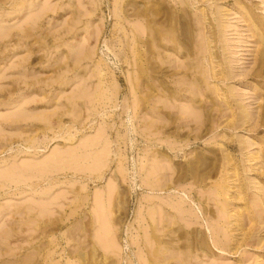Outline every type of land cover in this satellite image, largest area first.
<instances>
[{
  "label": "rangeland",
  "instance_id": "1",
  "mask_svg": "<svg viewBox=\"0 0 264 264\" xmlns=\"http://www.w3.org/2000/svg\"><path fill=\"white\" fill-rule=\"evenodd\" d=\"M180 1L0 0V264H264V0Z\"/></svg>",
  "mask_w": 264,
  "mask_h": 264
},
{
  "label": "bare ground",
  "instance_id": "2",
  "mask_svg": "<svg viewBox=\"0 0 264 264\" xmlns=\"http://www.w3.org/2000/svg\"><path fill=\"white\" fill-rule=\"evenodd\" d=\"M171 1H172V0H171ZM182 1H185V0H182ZM197 1H198V0H197ZM201 1H202V0H201ZM162 2H163V0H162ZM167 2H168V1H167ZM179 2H181V1L179 0ZM185 2H186V1H185ZM199 2H200V1H199ZM164 3H165V2H164ZM168 3H169V2H168ZM187 4H188V2H187ZM179 5H180V4H179ZM182 6H183V5H182ZM192 7H193V6H192ZM182 9H183V8H182ZM184 10H185V9H184ZM201 12H202V11H201ZM149 16H150V15H149ZM196 16H197V15H196ZM203 18H204V17H203ZM199 19H200V18H198V21H200ZM195 20H196V19H195ZM148 23H149V22H148ZM199 23H200V22H199ZM197 24H198V23H197ZM140 25H141V24H140ZM198 25H199V24H198ZM200 25H201V24H200ZM145 28H146V27H145ZM139 29H140V28H139ZM159 29H160V28H159ZM140 30H141V29H140ZM142 30H143V27H142ZM145 30H146V29H145ZM0 32L3 33V31H0ZM167 33H168V32H167ZM138 35H139V34H138ZM143 35H144V34H143ZM170 36H171V35H170ZM139 37H140V36H139ZM140 38H141V37H140ZM140 38H139V39H140ZM153 38H154V36H153ZM151 39H152V38H151ZM206 39H207V38H206ZM164 40H165V39H164ZM159 45H160V44H159ZM198 47H199V46H198ZM204 47H205V46H204ZM199 51H200V50H199ZM202 52H203V51H202ZM156 53H157V52H156ZM200 53H201V52H200ZM211 54H212V53H211ZM201 72H202V71H201ZM215 88H216V86H215ZM216 90H218V89H216ZM136 97H137V96H136ZM143 97H144V96H143ZM25 100H26V99H25ZM193 100H194V99H193ZM202 101H203V100H202ZM22 102H23V101H22ZM205 102H206V101H205ZM205 102L202 103V102L200 101V98H199V99H198V104H199V105H197V104H195V105L199 106V108H200V107H201V108H205V107H206V106H205L206 104H204ZM147 103H148V102H147ZM195 103H197L196 100H195ZM21 105H22V103H21ZM190 105H191V104H190ZM189 107H190V108H188V109H191V108H192V105L189 106ZM193 107H194V106H193ZM195 108H196V107H195ZM240 108H242V107H240ZM242 109H243V108H242ZM194 110H195V109H194ZM197 110H198V109H196V112H197ZM205 110H206V108H205ZM240 110H241V109H240ZM243 110L245 111V108H244ZM133 111H134V110H133ZM199 111H200V110H199ZM208 111H209V110H208ZM164 112H165V111H164ZM164 112H163V113H164ZM201 112H202V111H201ZM205 112H206V111H205ZM240 112H241V111H240ZM245 112H246V111H245ZM134 113H135V112H134ZM187 113H188V112H187ZM194 113H195V111H194ZM242 113H243V112H242ZM21 114H23V113H21ZM196 114H197V113H196ZM196 114H194V115H196ZM243 114H244V113H243ZM246 114H247V112H246ZM246 114H245V116H246ZM249 114H250V113H248L247 115H249ZM240 115H241V114H240ZM19 116H20V114H19ZM210 116H211V115H210ZM44 117H45V116H44ZM193 117H194V116H193ZM249 117H251V115H249V116L247 117V120H248ZM206 118H207V117H206ZM210 118H211V117H210ZM46 119H47V118H46ZM46 119H45V121H46ZM242 119H243V118H242ZM244 119L246 120V117H245ZM47 120H48V119H47ZM230 121L232 122V120H230ZM195 122H196V121H195ZM199 122H200V121H199ZM150 123H151V122H150ZM200 124H203V122H202V123H199V125H200ZM230 124H231V123H230ZM230 124H229V122H228V125H230ZM36 126H37V125H36ZM201 126H203V125H201ZM201 126H200V127H201ZM204 126H205V123H204ZM47 127H48V126H47ZM156 127H157V126H156ZM202 128H203V127H201V129H202ZM150 129H151V128H150ZM153 129H154V128H153ZM153 129H152V130H153ZM160 129H161V128H160ZM38 130H39V129H38ZM40 130H41V129H40ZM203 130H204V129H203ZM153 131H154V130H153ZM169 139H170V138H169ZM169 139H168V140H169ZM242 141H243V140H242ZM242 141H241L240 143H241V144H244V143H242ZM97 142L99 143L100 141H97ZM243 142H245V141H243ZM246 142H247V141H246ZM246 142H245V143H246ZM91 143H94V142L92 141ZM98 143L95 142L96 145H97ZM168 143H169V142H168ZM100 144H101V143H100ZM171 144H173V143H171ZM171 144H170V145H171ZM251 145L253 146V144H251L250 142H249V144H247V146H251ZM105 146H106V145H105ZM241 146H242V145H241ZM243 146L246 147L245 144H244ZM103 148H104V151L102 150V152L100 151V153L106 152V150L108 149V150H109L108 154H110V152H111V151H110V147H109V148H108V147L105 148V147L103 146ZM68 149L70 150V147H69ZM68 149H66V150H68ZM224 149H225V148H224ZM71 150H72V149H71ZM71 150H70V151H71ZM75 150H76V149H75ZM75 150H74V151H75ZM108 150H107V151H108ZM244 150H245V149H244ZM70 151H69V153H70ZM67 152H68V151H67ZM67 152H66V153H65V151H64V153L61 152V154H67ZM71 152H72V151H71ZM247 152H248V151H247ZM247 152H246V153H247ZM59 153H60V152H59ZM248 153H249V152H248ZM57 154H58V153H56V154L53 155V153H52V155H53L54 157L52 156L53 158H52L51 160H54V158L57 156ZM70 154H71V153H70ZM105 154H106V156H109L107 153H105ZM155 154H156V152H155ZM249 154H250V153H249ZM253 154H255V153H253ZM55 155H56V156H55ZM72 155H73V154H72ZM72 155H71V156H72ZM101 155H104V154H101ZM157 155H158V154H157ZM59 156H60V155H59ZM106 156H105V157H106ZM226 156H227V154H226ZM248 156H249V155H248ZM252 156H253V155H252ZM252 156H251V157H252ZM254 156H255V155H254ZM254 156H253V157H254ZM256 156H257V158H258V155H256ZM99 157L102 158V157H104V156H102V157L99 156ZM99 157H98V159H100ZM105 157H104V158H105ZM157 157H158V156H157ZM165 157H166V156H165ZM224 157H225V156H224ZM251 157H250V158H251ZM253 157H252V158H253ZM259 157H260V156H259ZM48 158H49V157H48ZM56 158H58V156H57ZM56 158H55V160H56ZM61 158H62V157H61ZM71 158H74V157H70V159H71ZM104 158H102V159H104ZM152 158H153V157H152ZM158 158L160 159V158H162V156H161V157H158ZM158 158L156 159V158L154 157V159H156V160H158ZM167 158H168V156H167ZM167 158H163V159H167ZM226 158L228 159L227 161H229L230 155L228 154V156H227ZM255 158H256V157H255ZM168 159H169V158H168ZM168 159H167V160H168ZM47 160H48V159H47ZM73 160H75V158H74ZM105 160H106V162H103V161H105ZM105 160H102V161H100V162H101L102 164L107 163V158H106ZM232 160H233V159H232ZM248 160H249V159H248ZM57 161H59V162L61 161V162H60L61 165H62V164L65 165V164L62 162V160H60V157H59V159H57ZM57 161H55V162L53 161V162L56 163ZM160 161H161V160H160ZM160 161H159V162H160ZM165 161H166V160H165ZM165 161H163V162L165 163ZM59 162H57L56 164H58ZM70 162H71V160H70ZM73 162H76V160L73 161ZM100 162H99V160L97 161V159H96V162H95V163L97 164V163H100ZM157 162H158V161H157ZM157 162H156V163H157ZM159 162H158V163H159ZM60 163H59V164H60ZM78 163H79V162H78ZM78 163L76 162V163H74V164L77 165ZM95 163H94L93 165H92V163H90V166H91V167L93 166L92 168L90 167L92 170L95 168V167H94V166L96 165ZM160 163H161V162H160ZM167 163H168V162H167ZM167 163H165V164H167ZM169 163H170V162H169ZM230 163H233V161H231ZM37 164H38V163H37ZM39 164H40V163H39ZM154 164H155V163H154ZM61 165H60V166H61ZM76 165H74V166H76ZM78 165H79V164H78ZM98 165H99V164H97L96 167H97ZM158 165H159V164H158ZM161 165H163V164L161 163ZM170 165H171V163L168 164V166H170ZM227 165H228V163H227ZM227 165H225V166H227ZM233 165H234V164H233ZM233 165H232V167H233ZM56 166L60 167L59 165H56ZM100 166H101V165H100ZM100 166H99L98 168H95L96 171H97V169H98V172L100 171L99 169L102 168V167L100 168ZM104 166H105V164H104ZM228 166H229V165H228ZM230 166H231V165H230ZM49 167H50V166H49ZM171 167H172V165H171ZM222 167H224V165H223ZM234 167H235V166H234ZM37 168H38V165H37ZM39 168H41V165H40ZM167 168H169V167H167ZM225 168H227V167H225ZM73 169H74V168H73ZM91 169H90V170H91ZM95 169H94V170H95ZM227 169H230V168H227ZM227 169H226V171H227ZM234 169H235V168H234ZM102 170H103V169H101V171H102ZM153 170H154V168H153ZM153 170L150 171V174H149V175H151V172H154ZM230 170H231V169H230ZM230 170H229V171H230ZM232 170H233V169H232ZM235 170H236V169H235ZM96 171H95V172H96ZM223 171H224V168H223ZM229 171H228V172H229ZM98 172H97V173H98ZM228 172H227V173H228ZM234 172H235V171L233 170V173H234ZM236 172H237V171H236ZM147 173H148V172H147ZM155 173H157V172H155ZM155 173L153 174V176L156 175ZM227 173H226V174H227ZM229 173H231V172H229ZM157 174H158V173H157ZM162 174H163V173H162ZM164 174H166V173H164ZM235 174H236V173H235ZM235 174H234V175H235ZM147 175H148V174H147ZM158 175H159V174H158ZM160 175H161V174H160ZM168 175H169V173H168ZM228 175H229V174H228ZM151 176H152V175H151ZM153 176H152V177H153ZM165 176L167 177V175H165ZM224 176H225V175H224ZM235 176H237V175H235ZM146 177H147V176H146ZM146 177H145V179H146ZM157 177H158V176H157ZM157 177H155V178H157ZM159 177H160V176H159ZM159 177H158V178H159ZM162 177H163V175H162ZM168 177H169V176H168ZM226 177H227V175H226ZM226 177H225V178H226ZM230 177H231V175H230L229 177H227V178H230ZM233 177H234V176H233ZM148 178H149V177H148ZM148 178H147L146 180H148ZM160 178H161V177H160ZM163 178H164V180H165V179L167 180V178H165V177H163ZM171 178H172V177H171ZM220 178H221V177H220ZM223 178H224V177H222V180H223ZM225 178H224V179H225ZM235 178H236V177H235ZM173 179H174V178H172V180H173ZM178 179H179V177H178ZM178 179H177V180H178ZM230 179H231V178H230ZM146 180H145V181H146ZM154 180H155V179H154ZM177 180H176V181H177ZM150 181L153 182L152 180H150ZM168 181L170 182V177L168 178ZM228 181H229V180H228ZM230 181H231V180H230ZM143 182H144V180H143ZM147 182H149V181H147ZM155 182L157 183V181H155ZM160 182H161V181H160ZM166 182H167V181H166ZM166 182H164V183H166ZM224 182H225V180H224ZM226 182H227V179H226ZM144 183H146V182H144ZM153 183H154V182H153ZM227 183H228V182H227ZM150 184H151V183H150ZM150 184H147V185H150ZM158 184H159V181H158ZM170 184H171V183H170ZM215 184H217V183H215ZM219 184L221 185L222 183L219 182ZM224 184H225V183H224ZM224 184H222V185H224ZM155 185H156V184H155ZM162 185H163V184L160 183L159 186L161 187ZM141 186H142V185H141ZM144 186H145V185H144ZM217 186L219 187V185H217ZM217 186H216V187H217ZM225 186H226V185H225ZM146 187H147V186H146ZM151 187H153V186H151ZM157 187H158V186H157ZM164 187H165V186H164ZM166 187H167V185H166ZM166 187H165V188H166ZM216 187H215V189L218 188V187H217V188H216ZM226 187H229L228 184H227ZM230 187H231V186H230ZM154 188H156V186H154ZM220 188H221V187H220ZM222 188H223V187H222ZM222 188H221V189H222ZM162 189H163V188H162ZM224 189H225V188H224ZM157 190H158V189H157ZM159 190H160V189H159ZM163 190H164V189H163ZM228 190H230V189H228ZM152 191H153V189H152ZM215 191H216V190H215ZM218 191H219V189H218ZM110 192H111V191H110ZM110 192H109V193H110ZM208 192H209V191H208ZM211 192H212V191H211ZM216 192H217V191H216ZM221 192H222V191H221ZM106 193H108V190L106 191ZM112 193H113V191H112ZM213 193H214V192H213ZM222 193L224 194V192H222ZM225 193L228 194V191L225 192ZM239 193H240V192H239ZM98 194H99V193H98ZM100 194H102V192H101ZM214 194H215V195H214L213 197L216 196V193H214ZM218 194H219V193H218ZM218 194H217V196H218ZM223 194H222V195H223ZM227 194H225V195L227 196ZM96 195H97V194H96ZM109 195H110V196H109ZM109 195H106V196H107V197H108V196L111 197L112 194L110 193ZM225 195H224V197H225ZM102 196H103V194H102ZM217 196L215 197V199L217 198ZM228 196H229V195H228ZM239 196H240V195H239ZM96 197L99 198V202H100V203H99V202H98V199H96V201H97V203H96V207H97V209L99 208V209H98L99 211H96V213H97V212L99 213V214H98L99 217L97 218V214H96V219H97V222H98V220L101 222V223H98V224L101 225V227H100V228H101V229H100V230H101V231H100V234L98 233V234H99L98 238H99V240H100V241L98 240V243H99V245L101 244V247L104 248V251H107V252H117V253H115V254H118V253H120V252H119L120 250H119V248H118L119 245L117 244V241H116V240H118V239H116V240L114 239V238H116L115 236L117 235V234H116L117 232L115 233V231L113 230L114 228H113V227L111 228V224H110V228H109V226H108L109 221L107 220V218L109 219V215H110V213H109V212L107 213L106 211H103V210H106V209H105V207H106L105 205H106L107 203H108V205H109V200H110V199L108 200V199H106L107 197L104 196L105 199L103 198V199H104V200H103L101 196L99 197V195H97ZM112 197H114V194H113ZM218 197H220V196H218ZM224 197L222 196V198H224ZM230 197H232V195H230ZM181 198H182V197H180L179 199L181 200ZM227 198H229V197H227ZM227 198H226V199H227ZM235 198H236V197H235ZM215 199H213V200H215ZM219 199H220V198H219ZM226 199L224 198V200H226ZM105 200H108V201H105ZM180 200H179L178 202H180ZM183 200H184V199H183ZM209 200H210V199H209ZM216 200H217V199H216ZM216 200H215V201H216ZM227 200H228V199H227ZM169 201H171V199H170ZM172 201H174V200L172 199ZM181 201H182V200H181ZM184 201L187 202L186 199H185ZM184 201H182V203H183ZM203 201H204V200H203ZM106 202H107V203H106ZM110 202H111V201H110ZM223 202H224V201H223ZM103 203H104V204H103ZM105 203H106V204H105ZM148 203L151 204V202H148ZM172 203H175V201H174V202H171V204H172ZM180 203H181V202H180ZM182 203L179 204V205H180V206H181V205H185V203H184V204H182ZM215 203H218V204H219V203H222V201H221V202H220V201H219V202L217 201V202H215ZM224 203H227V202H224ZM98 204H100L101 208H100V206H97ZM101 204H103V205H101ZM149 204H148V205H149ZM167 204H169L168 206H170V203H169V202H168ZM227 204H228V203H227ZM227 204H226V205H227ZM110 205H111V204H110ZM155 205H156V207L161 208V207L159 206V204H158V206H157L156 203H154L153 205L151 204L152 207L155 206ZM162 205H163V204H162ZM164 205H165V204H164ZM164 205H163V206H164ZM223 205H225V204H223ZM223 205H222V206H223ZM229 205H230V204H228V206H229ZM165 206H166V205H165ZM171 206H172V205H171ZM173 206H175V204H174ZM177 206H178V204H177ZM177 206H176V207H177ZM216 206H217V205H216ZM222 206H221V207H222ZM156 207H155V208H156ZM107 208H108V207H107ZM149 208H150V205H149ZM174 208H175V207H174ZM178 208H180V207L178 206ZM178 208H175V210H177ZM205 208H206V207H205ZM224 208L227 210L228 207H224ZM97 209H96V210H97ZM108 209H109V211H110V208H108ZM108 209H107V211H108ZM153 209H154V207H153ZM153 209H152V212H151V210H148V211H150V212H149V215H150V213H153ZM162 209H165V208H162ZM162 209H161V212H162ZM183 209H184V208H183ZM183 209H182V210H183ZM201 209H202V208H201ZM208 209H209V208H208ZM222 209H223V207H222ZM155 210H156V209H155ZM158 210H159V209L157 208V211H156V212L154 211V212L157 213V214H158V215L156 214L157 217L160 218V216H159L160 214H159V213H161V212H159L160 210H159V211H158ZM167 210H168V209H167ZM185 210H186V209H185ZM189 210H190V209H189ZM178 211H179V209H178ZM219 211H221V209H219ZM219 211H218V212H219ZM222 211H223V210H222ZM227 211H229V210H227ZM227 211H226V213H228ZM158 212H159V213H158ZM167 212H168V211H167ZM183 212H184V211H183ZM183 212H182V213H183ZM185 212H186V211H185ZM187 212H190V211H187ZM187 212H186V214H187ZM223 212H224V211H223ZM143 213H144V212H143ZM145 213H146V212H145ZM162 213H163V212H162ZM170 213H171V212H169V214H170ZM210 213H211V212H210ZM226 213H225V214H226ZM231 213H232V212H231ZM108 214H109V215H108ZM171 214H172V213H171ZM180 214H181V213H180ZM184 214H185V213H184ZM197 214H198V213H197ZM197 214H196V215H197ZM94 215H95V214H94ZM143 215H144V214H143ZM149 215H148V216H149ZM164 215H165V214H164ZM164 215H163V216H164ZM177 215H178V214H177ZM187 215H188V214H187ZM189 215H193V216H194V214H191V213H190ZM208 215H209V213H207V218H208ZM227 215H228V214H227ZM231 215H232V214H231ZM234 215H235V214H234ZM236 215H237V213H236ZM240 215H241V214H240ZM43 216H44V215H43ZM150 216H151V218H152L153 215H150ZM154 216H155V215H154ZM172 216H173V214H172ZM182 216H183V214H182ZM184 216H185V215H184ZM197 216H199V215H197ZM203 216H204V215H203ZM209 216H211V215H209ZM221 216L224 217V221H225V219L227 220V218H226L227 216L224 215V213H223V215H221ZM228 216H230V213H229ZM143 217H144V216H143ZM143 217H142V219H143L142 222L145 223V222H146V219H145V221H144V218H143ZM168 217H169V216H168ZM168 217H167V218H168ZM179 217H180V215H179ZM190 217H191V216H190ZM200 217H201V216H200ZM204 217H205V216H204ZM240 217H242V216H240ZM39 218H40V220H41L42 216L39 217ZM111 218H112V217L110 216V219H111ZM149 218H150V217H149ZM151 218H150V220H151ZM154 218H156V217H153L152 220H153ZM173 218H174V217H173ZM182 218H183V217H181V220H182V221H186V220H187V219H186L187 217L185 218L186 220H185L184 218H183V219H184V220H183ZM209 218L211 219V217H209ZM220 218H222V217H220ZM231 218H232V217H230V219H231ZM234 218H236V216H235ZM237 218H238V217H237ZM222 219H223V218H222ZM230 219L228 218L229 221H230ZM232 219H233V218H232ZM232 219H231V220H232ZM240 219H241V218H240ZM40 220H39V221H40ZM148 220H149V219H148ZM150 220H149V222H150ZM152 220H151V222H152ZM162 220H163V219H159V220H158V221H159V223H158L159 225H160V223H161L160 221H162ZM193 220L196 221V216H195V219H193ZM204 220H205V218H204ZM207 220H208V219H207ZM228 220H227V221H228ZM36 221H37V224H38V220H36ZM107 221H108V223H107ZM112 221H114V220L112 219ZM153 221H154V220H153ZM158 221H154V223L157 224L156 222H158ZM167 221H170V224H168V226H169V225H172L173 220H171V218H170V220H167ZM197 221H198V220H197ZM234 221H236V220H234ZM234 221H232V222L234 223ZM114 222H115V221H114ZM114 222H113V223H114ZM142 222H141V223H142ZM149 222H148V223H149ZM163 222H164V221H163ZM171 222H172V223H171ZM178 222H179V221H178ZM205 222H207V221H205ZM239 222H241V221H239ZM39 223H40V222H39ZM102 223H103V225H102ZM152 223H153V222H152ZM166 223H167V222H166ZM184 223H185V222H184ZM191 223H192V222H191ZM227 223L229 224V222H227ZM230 223H231V221H230ZM233 223H232V224H233ZM236 223H237V221H236ZM79 224H80V223H79ZM149 224H150V223H149ZM175 224H176V223H174V225H175ZM185 224H186V223H185ZM185 224H184V225H185ZM209 224H211V223L209 222ZM209 224L207 223V225H209ZM220 224H221V223H220ZM220 224H219V227H220ZM39 225H40V224H39ZM80 225H81V224H80ZM100 225H99V226H100ZM113 225H114V224H113ZM138 225H140V224H138ZM142 225H143V224H142ZM151 225H152V224H151ZM176 225H178V224H176ZM181 225H183V224H181ZM188 225H189V224H188ZM188 225H186V227H187ZM200 225H201V224H200ZM222 225H223V222H222ZM234 225H235V224H234ZM239 225H240V224H237V228H238ZM145 226H146V227H148V226L150 227V225L147 226V224H146ZM145 226H144V227H145ZM152 226H153V225H152ZM155 226H156V225H155ZM168 226L166 225V227H168ZM215 226H216V225H215ZM227 226H229V225H227ZM142 227H143V226H142ZM146 227L143 228V229H144V232L148 231V230H146ZM149 227H148V228H149ZM157 227H159V226H157ZM179 227H180V225H179ZM183 227H185V226H183ZM209 227H210V226H209ZM211 227H214V226L211 224ZM219 227H218V230H222V229H220ZM221 227H222V226H221ZM232 227H233V226H232ZM240 227H241V226H240ZM240 227H239V228H240ZM35 228H36V227H35ZM162 228H164V227H162ZM169 228H170V227H169ZM171 228H173V227H171ZM175 228H176V227H175ZM206 228H207V226H206ZM214 228H215V227H214ZM226 228H227V227H226ZM229 228H230V226H229ZM237 228H235V229H237ZM75 229H76V228H75ZM75 229H74V231H75ZM150 229H153V227H152V228L150 227ZM150 229H149V230H150ZM154 229H155V227H154ZM160 229H161V228H160ZM160 229H159V230H160ZM173 229H174V228H173ZM176 229H177V228H176ZM182 229H183V228H182ZM209 229H210V228H209ZM224 229H225V228H224ZM224 229H223V231H220V232L225 233V232H224ZM242 229H243V228H242ZM76 230H77V229H76ZM82 230H83V226H82L81 228H78V233L80 234V231L82 232ZM145 230H146V231H145ZM168 230H169V229H168ZM168 230H167V231H168ZM212 230H215V229H212ZM153 231H154V233H156V232L158 233L157 229H156V230H152V231H150V232L152 233ZM160 231H161V230H160ZM167 231H166V234H167ZM173 231H174V230H173ZM173 231H170L171 236H172ZM180 231H181V233H182L181 228H180ZM201 231H202V229H201ZM201 231H200V232H201ZM206 231H207V230H206ZM209 231H210V230H209ZM209 231H208V232H209ZM150 232H149V233H150ZM187 232H189V231H187ZM200 232H199V233H200ZM231 232H234V231H231ZM231 232H230V233H231ZM78 233H77V234H78ZM147 233H148V232H147ZM149 233H148V234H149ZM151 233H150V235H151ZM154 233H153V235H152L153 238H154V237L156 238V239L154 238V239H155L154 241L156 242V240H157V241L160 242V244H161L162 241L160 240V238H161V236L163 235V233L165 234V232H163L162 235L160 234V236H159V235H156V234H154ZM177 233H178V232H177ZM185 233H186V232H185ZM185 233H184V234H185ZM202 233L205 234V232H203V231H202ZM215 233L217 234V231H216ZM222 233H221V234H222ZM226 233L228 234V232H226ZM113 234H116V235L114 236ZM143 234H146V233H143ZM184 234H182V235H183L182 237H187V236H184ZM186 234H188V233H186ZM186 234H185V235H186ZM213 234H214V231H213ZM216 234H215V235H216ZM227 234H226V235H227ZM232 234H233V233H232ZM168 235H169V234H168ZM175 235H176V234H174V236H175ZM224 235H225V234H224ZM224 235L221 236V237L223 238ZM234 235H235V234H234ZM234 235H232V236L234 237ZM84 236L86 237V235H84ZM142 236H145V235H142ZM146 236H147V235H146ZM146 236H145L144 238H146ZM152 236H151V238H152ZM166 236H167V235H166ZM176 236L178 237V236H181V235H176ZM188 236H189V235H188ZM211 236H214V235H211ZM216 236L218 237V234H217ZM216 236H215V237H216ZM227 236H228V235H227ZM227 236H226V237H227ZM229 236H231V235L229 234ZM229 236H228L227 238H229ZM81 237H82V236H81ZM168 237H169V236H168ZM233 237H231V238H233ZM235 237H236V236H235ZM235 237H234V238H235ZM138 238H139V237H138ZM144 238H143V239H144ZM147 238H149V240H153V238L151 239L149 236H148ZM165 238H166V237H165ZM179 238H181V237H179ZM204 238H205V237H204ZM204 238H203V239H204ZM207 238H208V237H206L205 240H208ZM234 238H233V239H234ZM80 239H81V238H80ZM85 239H86V238H85ZM183 239H184V238H183ZM200 239H202V235H201ZM200 239H199V240H200ZM213 239H214V238H213ZM216 239H218V238H216ZM229 239H230V238H229ZM235 239H236V238H235ZM81 240H83V239H81ZM224 240H227V239H225V237H224ZM236 240H237V239H236ZM236 240H235V241H236ZM85 241H86V240H85ZM140 241H141V240H140ZM143 241H144V240H143ZM146 241H147V243L145 242V245L143 244L144 246H146V244H147V246H148V245H150V244L153 243L152 241L149 242L148 239H147ZM173 241H174V240H173ZM177 241H178V240H177ZM201 241H204V240H201ZM201 241H200V242H201ZM215 241H216V240H215ZM217 241H218V240H217ZM217 241H216V242H217ZM232 241H233V240H232ZM235 241H234V242H235ZM237 241H238V240H237ZM86 242H87V241H86ZM148 242H149V244H148ZM151 242H152V243H151ZM165 242H166V241H165ZM168 242H169V241H168ZM168 242H167V243H168ZM170 242H171V241H170ZM204 242H206V241H204ZM204 242H203V243H204ZM218 242H220V238H219V241H218ZM79 243H80V242H79ZM139 243H140V242H139ZM139 243H138V244H139ZM141 243H143V242H141ZM176 243H178V242H176ZM194 243H195V242H194ZM221 243H222V240H221ZM232 243H233V242H232ZM237 243H239V242H237ZM153 244H154V243H153ZM153 244H152V245H153ZM155 244H156L157 247H158L157 242H156ZM155 244H154V245H155ZM160 244H159V245H160ZM172 244H173V243H172ZM174 244H175V243H174ZM174 244H173V245H174ZM201 244H202V242H201ZM207 244H208V243H207ZM217 244H220V243H217ZM139 245H140V244H139ZM161 245H162V244H161ZM180 245H182V244H180ZM180 245H179V246H180ZM202 245H203L202 248H204L203 251H205V250L208 251L209 247L207 246V247H208V248H207L206 245H205V243L202 244ZM208 245H209V244H208ZM223 245H224V244H223ZM225 245H226V244H225ZM230 245H231V244H230ZM77 246H78V245H77ZM93 246H94V245H93ZM150 246H151V245H150ZM179 246H178L177 248H180V249H181V247H179ZM183 246H184V245H183ZM198 246H199V245H198ZM218 246H219V245H218ZM221 246H222V245H221ZM232 246L234 247L235 245L232 244ZM153 247H154V246H152V249H153ZM159 247H162V246H159ZM169 247H170V244H169ZM189 247H191V246L189 245ZM86 248H87V244H86V245H84V244H83V245L80 244L79 247L76 249V251L74 250V252L72 251V253H75V255H76L78 258L82 259L83 262H85V259H86V256H87V252H86L87 249H86ZM95 248H96V247H95ZM95 248L92 247V249H94V250H95ZM140 248H142V247H140ZM140 248H139V249H140ZM144 248H145V247H144ZM155 248H156V247H155ZM155 248H154V249H155ZM175 248H176V247H175ZM219 248H220V247H219ZM222 248H224V247H222ZM235 248H236V247H235ZM96 249H97V248H96ZM146 249H147V252H148V248H146ZM154 249H153V250H154ZM162 249H166V248H164V244H163V248H162ZM167 249H168V248H167ZM172 249H173V248H172ZM198 249H199V248H198ZM94 250H92V251H94ZM117 250H119V251H117ZM142 250H143V249H140V251H142ZM157 250H158V252L160 251L159 248H158ZM157 250H156V251H157ZM200 250H201V248H200ZM144 251H145V250H144ZM149 251H151L150 248H149ZM162 251H163V250H162ZM162 251L160 252V255L164 253V252L162 253ZM164 251H165V250H164ZM169 251H171V249H170ZM207 251H206V253H207ZM94 252H96V251H94ZM152 252H153V251H152ZM152 252H151V253L148 252V256L151 255ZM177 252H178V250H177ZM139 253H140V252H139ZM149 253H150V254H149ZM208 253H212V251L209 250ZM141 254H142V253H140L139 256H140ZM143 254L145 255L144 252H143ZM156 254H158V253L156 252ZM156 254H154V253L152 254V255L154 256V258H155V256H156ZM103 255H105V254H103ZM152 255H151V258H152ZM163 255H164V254H163ZM163 255H161L162 258H163ZM178 255H179V254H178ZM211 255H212V254H211ZM139 256H138V257H139ZM141 256H143V255H141ZM141 256H140V257H141ZM146 256H147V255H146ZM148 256H147V257H148ZM161 256H158V255H157V257H159V258H160ZM165 256H166V255H165ZM175 256H176V255H175ZM179 256H180V255H179ZM179 256H176V257L179 258ZM207 256H209V255H207ZM140 257H139V259H140ZM170 257H171V259H172V256H170ZM170 257L168 258L169 260H168V259H165V261H166V260H167V262L170 261ZM180 257H181V256H180ZM103 258H104V256H103ZM141 258H142V257H141ZM151 258L148 257V259L146 260V257H143V259H141L140 262H142V260H143V262H145V260H146V263H147V262H152V261H154L155 259H157V258H155V259L152 258V259H154V260H152V261H148L149 259L151 260ZM162 258H160V259H162ZM181 258H182V257H181ZM106 259H107V258H106ZM144 259H145V260H144ZM163 259H164V258H163ZM158 260H159V259H157V260H155V261H158ZM155 261H154V262H155ZM214 261H215V260H214ZM214 261L212 260V262H213L214 264H217V261H215V262H214ZM83 262H82V263H83ZM143 262H142L141 264H143ZM154 262H153V263H154ZM82 263H81V264H82ZM146 263H145V264H146ZM159 263H160V261H158V264H159ZM178 263H181V261H180V262L178 261ZM178 263H177V264H178ZM208 263H209V262H208ZM208 263H207V264H208ZM147 264H149V263H147ZM151 264H152V263H151ZM161 264H162V263H161ZM164 264H165V263H164ZM182 264H184V263H182ZM205 264H206V263H205ZM210 264H212V263L210 262Z\"/></svg>",
  "mask_w": 264,
  "mask_h": 264
}]
</instances>
